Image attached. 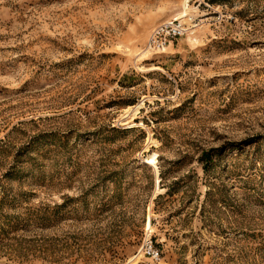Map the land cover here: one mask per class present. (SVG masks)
Returning <instances> with one entry per match:
<instances>
[{"label": "rangeland", "instance_id": "rangeland-1", "mask_svg": "<svg viewBox=\"0 0 264 264\" xmlns=\"http://www.w3.org/2000/svg\"><path fill=\"white\" fill-rule=\"evenodd\" d=\"M0 264H264V0H0Z\"/></svg>", "mask_w": 264, "mask_h": 264}, {"label": "built area", "instance_id": "built-area-1", "mask_svg": "<svg viewBox=\"0 0 264 264\" xmlns=\"http://www.w3.org/2000/svg\"><path fill=\"white\" fill-rule=\"evenodd\" d=\"M186 31L180 19H174L160 24L154 29L148 39L149 49L163 50L167 40H171L184 34ZM147 252L151 253L155 259H158V252L152 248L151 242L147 245Z\"/></svg>", "mask_w": 264, "mask_h": 264}]
</instances>
